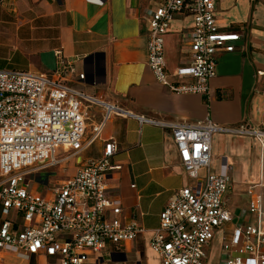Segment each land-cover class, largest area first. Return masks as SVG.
<instances>
[{"label":"built area","instance_id":"2783aa9c","mask_svg":"<svg viewBox=\"0 0 264 264\" xmlns=\"http://www.w3.org/2000/svg\"><path fill=\"white\" fill-rule=\"evenodd\" d=\"M217 1L162 0L149 7L147 65L171 92L206 96L218 53L234 50L239 34L218 28ZM183 10L192 15L189 59L168 72L164 38L169 21ZM54 55L50 74L0 70V253L20 260L44 256L52 264H102L110 248L136 239L143 228L122 219V199L110 181L126 163L116 158L115 141L101 138L109 120L129 117L168 128L179 162L193 179L170 196L152 230L148 245L160 264H205L218 233L217 264H264V185L248 187V204L234 214L223 199L228 176L209 168L213 133L249 136L264 146V128L224 127L209 119L164 123L136 115L71 86L70 79L83 80L84 74H75L60 50ZM97 141V156H80ZM73 159V172L48 195L29 187L36 177L43 183L40 171Z\"/></svg>","mask_w":264,"mask_h":264},{"label":"crops","instance_id":"0c3cea01","mask_svg":"<svg viewBox=\"0 0 264 264\" xmlns=\"http://www.w3.org/2000/svg\"><path fill=\"white\" fill-rule=\"evenodd\" d=\"M161 1L0 0V70L50 74L56 66L54 52L60 50L75 74H84L83 80L76 75L70 79L71 86L115 101L136 115L164 123L209 119L224 127L264 128V0L216 2L218 28L237 32L239 38L233 51L218 53L206 96L171 92L147 65V12ZM191 28L192 15L185 10L169 21L164 38L168 72L187 64ZM101 138L113 139L116 158L126 163L110 178L122 199V219H134L143 228L134 241L110 248L102 264H160L148 245L152 230L170 196L193 184V179L179 162L168 128L114 117ZM101 146L97 141L89 156H97ZM209 168L228 176L223 199L235 214L248 204V187L258 190L264 185V146L249 136L215 132ZM198 175L202 177L204 169ZM220 236L216 235L205 264H217ZM14 258L0 253V264ZM19 264L52 261L36 256Z\"/></svg>","mask_w":264,"mask_h":264},{"label":"rangeland","instance_id":"374dc122","mask_svg":"<svg viewBox=\"0 0 264 264\" xmlns=\"http://www.w3.org/2000/svg\"><path fill=\"white\" fill-rule=\"evenodd\" d=\"M94 150V144L91 148H89L87 151L83 152L80 156H89L92 155V152ZM75 163V160H70L68 164H66L64 167H59L57 165L48 167L42 171H40L39 176L41 183L36 177V181H32L29 183V187H34V190L42 195H48L50 191H52L58 184H60L62 181L66 179V177L73 172V165ZM38 176V177H39ZM21 262L20 259L14 258L13 262H10V264H19ZM6 264H9V262L6 261Z\"/></svg>","mask_w":264,"mask_h":264}]
</instances>
